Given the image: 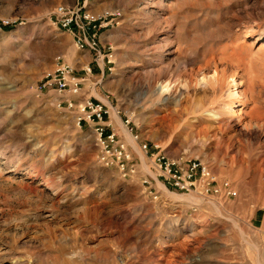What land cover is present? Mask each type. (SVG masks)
<instances>
[{"label":"rangeland","instance_id":"obj_1","mask_svg":"<svg viewBox=\"0 0 264 264\" xmlns=\"http://www.w3.org/2000/svg\"><path fill=\"white\" fill-rule=\"evenodd\" d=\"M82 1L0 0V22L14 21L0 26V264H264V0L87 6L121 13L104 30L110 39L102 48L114 57L94 72L92 92L110 95L114 127L128 149L137 158L150 143L170 156L200 159L237 190L230 199L159 187L150 194L140 178L100 163L93 130L78 124V106L60 107L53 90L38 93L57 57L70 60L59 48L66 35L50 14ZM168 31L173 44L159 48ZM179 52L206 56L210 65L195 69L181 106H173L143 79L157 53L172 62L171 71H183ZM223 73L238 83L229 77L226 84L230 120L192 117L196 102L218 99L212 86ZM166 191L184 200L179 208L159 202Z\"/></svg>","mask_w":264,"mask_h":264},{"label":"built area","instance_id":"obj_2","mask_svg":"<svg viewBox=\"0 0 264 264\" xmlns=\"http://www.w3.org/2000/svg\"><path fill=\"white\" fill-rule=\"evenodd\" d=\"M91 1L56 6L50 14V22L55 28L71 34L78 50L92 51L93 62L84 66L83 74H79L73 64L58 56L55 68L41 76L37 86L38 93L53 90L60 95V107L72 109L78 106V124H84L93 130L100 148V163L119 170L125 178H140L150 194L157 196L160 189L195 192L206 199L218 196L223 199L236 197L238 192L233 185L228 180H217L213 168L200 159L170 156L158 150L159 145L150 143L140 145L137 158L128 149L129 145L115 130L110 95L101 98L94 94L92 91L95 83L91 79L94 72L104 71L114 57L112 48V54L104 53L101 37L121 13L114 10L93 12L87 8ZM13 23L14 21L8 20L3 24L0 22V26L12 27ZM87 83L88 90L84 94Z\"/></svg>","mask_w":264,"mask_h":264},{"label":"bare ground","instance_id":"obj_3","mask_svg":"<svg viewBox=\"0 0 264 264\" xmlns=\"http://www.w3.org/2000/svg\"><path fill=\"white\" fill-rule=\"evenodd\" d=\"M163 21L165 22L166 20H163ZM160 35H161L160 36L161 39L159 40L158 47L159 48L164 47V49H170V45H172L173 43L170 40L169 31L165 33L163 32ZM258 36L259 37L257 40H260L261 38H263L260 35ZM175 51H170V52L174 53ZM193 57L194 58H192V56L190 57L189 54L182 55V53L179 52L178 58L181 61L180 63L185 65L184 70L183 71L179 70V68L176 66L178 69L176 68V70L174 69V71H171V68H173L171 67L172 62H166V60H168L166 59V56H164L163 54L160 55L157 53V55H155L154 57L155 60H157V63H150L151 67L148 73L144 76V79H143L144 83L148 86L149 89L152 90V92L159 94L162 101L169 102L170 104H173V106H181V101H182V96L184 94V91L187 90L192 85L191 81H192V78L194 77L195 69L199 68L198 70H200L203 67H208L210 65V58L206 56H202L200 58H197L195 56ZM225 74L223 73L215 77V79L213 78L214 85L212 87L215 90V92L219 93L218 99L216 98L217 100L210 101V102H208L209 100L208 101L201 100V101L196 102L195 109L193 105V109L191 111L193 114L192 117L211 116V117H215L220 122H225L228 119L230 120V117H231L230 115L234 112L233 111L234 106L231 103L232 101L230 102L227 99L230 95H232V93L230 91L231 89L230 90L228 89L230 85L228 87L226 86V84H227V80L230 81L229 77H231V81H233V85H236L238 83L236 81V77L234 76V74L233 76L230 75L228 77H226ZM184 76H186V79H184ZM202 80L203 82L205 81V83L207 84L208 80L206 77H204ZM210 83L211 82H209L208 85ZM201 85H203V83H200L199 88H201L202 90H200L201 92L198 90V93L205 94L206 88H203L205 86H201ZM206 96L207 95H205V97ZM201 98H203V96ZM243 104L244 103H239V104H236L235 106H242ZM174 111H176V114H178V116L183 115V112H184V111H181V108L177 110L174 109ZM187 114H190V112L188 111ZM123 126H124V130L126 134H128V140L131 143H134V139L131 137L132 134L130 132V129L126 126V124H123ZM134 146L136 147L135 143H134ZM159 186L161 187V185ZM164 193L166 195L162 196L160 199L158 197V199L161 204L168 207L169 209L179 208L180 203L184 201L183 199H181V197L173 193H168L167 191Z\"/></svg>","mask_w":264,"mask_h":264},{"label":"crops","instance_id":"obj_4","mask_svg":"<svg viewBox=\"0 0 264 264\" xmlns=\"http://www.w3.org/2000/svg\"><path fill=\"white\" fill-rule=\"evenodd\" d=\"M68 3H73V0H69ZM65 33V37L63 38V40L65 42V44L61 43L59 48H60V52L65 54L66 58H69L70 60L67 61L71 64H73L76 69L78 70V73L79 74H83V69H84V66L85 65H88V64H91L93 62V57H94V53L92 51H88V50H85V51H81V50H78L75 45H74V40H73V37L71 34L67 33V32H64ZM108 33V32H107ZM107 33H103L102 37H101V43L102 45L104 44H107L109 43L108 39H110L107 35ZM110 44H111V41H110ZM63 60L66 61L65 57L64 56H61ZM92 79V78H91ZM88 83L86 84L85 86V91L88 90ZM87 88V90H86ZM85 94V92H84Z\"/></svg>","mask_w":264,"mask_h":264},{"label":"trees","instance_id":"obj_5","mask_svg":"<svg viewBox=\"0 0 264 264\" xmlns=\"http://www.w3.org/2000/svg\"><path fill=\"white\" fill-rule=\"evenodd\" d=\"M5 28H9V27H5Z\"/></svg>","mask_w":264,"mask_h":264}]
</instances>
